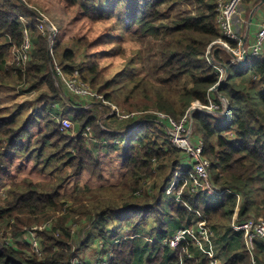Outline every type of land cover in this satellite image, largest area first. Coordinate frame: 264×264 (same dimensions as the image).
I'll return each instance as SVG.
<instances>
[{
  "label": "trees",
  "instance_id": "1",
  "mask_svg": "<svg viewBox=\"0 0 264 264\" xmlns=\"http://www.w3.org/2000/svg\"><path fill=\"white\" fill-rule=\"evenodd\" d=\"M64 1L78 7L89 22L85 27L104 25L95 33L78 32L75 50L64 47L56 37L50 52L46 36L36 26L42 15L24 0H0V82L14 78L28 84V90H40L29 103L35 108L31 113L23 104L0 107V188L12 180V163L18 155H22L18 170L31 164L29 174L12 181L6 196L0 197L4 230L0 264H76V259L92 264L81 254L95 238L101 239L103 252L108 250L109 264H159L164 260L168 264H208L199 252L194 258L187 256L186 251L194 248L190 241L174 251L161 242L196 219L204 221L223 243L222 264H249L244 234L233 231L230 222L234 214L264 219V57L227 65L228 78L219 87V94L228 100L226 115L193 113L195 129L204 139V155L211 161L210 179L222 193L192 192L189 172L172 180L180 151L166 138L155 114L146 113L131 130L132 121L118 119L121 123L116 124L112 122L115 115L105 116L104 109L107 105L130 111L153 109L179 120L195 101L202 106H208L213 96L218 101L213 88L220 76L204 58L218 37L214 5L204 3L206 10L163 22L158 21L162 8L170 9L182 0H109L102 8L92 0ZM133 27L139 36L168 40L155 79L146 73L140 46L130 36ZM24 28L31 31L30 59L25 65H10L13 52L23 42ZM79 53L84 56L83 64L75 66ZM106 58L111 61L101 63ZM56 66L66 74L78 67L85 79L87 72L91 87H97L103 98L85 108L63 101L54 83ZM63 118L75 124L74 135L62 130ZM87 127L94 140L91 143L82 135ZM101 154L113 158L120 175L101 161ZM87 173L89 178L80 186L81 175ZM146 178L154 180L152 195L143 189ZM110 179L115 183L107 186ZM171 182L181 192L180 197L170 193L167 202ZM109 187L114 192L102 199L100 194ZM83 218L92 229L76 247L68 222ZM42 222H48L50 230L35 229L41 257H27L26 244L11 245L4 239ZM262 248L257 243L256 253L262 254ZM144 252L153 255L146 262L137 258Z\"/></svg>",
  "mask_w": 264,
  "mask_h": 264
},
{
  "label": "built area",
  "instance_id": "2",
  "mask_svg": "<svg viewBox=\"0 0 264 264\" xmlns=\"http://www.w3.org/2000/svg\"><path fill=\"white\" fill-rule=\"evenodd\" d=\"M244 1L245 0H215L214 2L216 11L214 25L217 29L218 37L213 41L212 45L207 48L204 58L209 63L214 64L213 62L216 61L214 57L216 51L219 54L222 52L227 54V59L223 56H219V60L221 62H218L217 65L214 66L216 73L220 76L219 83L213 88V93L217 97L218 101L214 96L210 98L211 100L208 106H202L199 101H195L192 103V108L188 110L179 120L173 119L162 112L154 113L166 129L167 138L172 146L180 151L181 159L180 164L177 167L180 169V172H178L180 176L176 177L177 180L182 178L185 172H189L192 179L190 183L191 191L195 192L200 190L209 196L219 195L222 191L217 185L213 184L210 179L209 169L211 167V161L204 155V139L196 131V129H194L195 124L193 121V113L200 112L201 115L224 114L229 105L226 98L221 96L218 90L220 84L228 78V72L225 65H232L235 63L244 65L252 59H261L264 57V13L259 19L257 29L254 33V38L249 44L246 45L245 43L246 37L244 36V32L242 33L237 29L236 17H238L240 5ZM94 2L95 6L98 7H105L109 4V0H94ZM239 21H241L240 17ZM241 23L243 24L244 21H241ZM36 26L40 32L46 36L48 48L51 52L56 34L55 29L53 26H50L49 22L43 16L38 18ZM32 47L31 31L29 28H24L23 42L20 47L13 52L9 64L17 66L22 63L25 65L30 59ZM240 61L245 62L241 63ZM55 69L56 73L59 74L61 69L58 66H56ZM58 79L61 83H63V86H65L70 94L76 96L77 104L73 105L75 108L88 107L94 102V100L101 98L97 95V92L92 89L91 85L85 81V78H83L80 74L78 68H75L73 72L66 74L65 77L61 75V78L58 77ZM130 118L134 123L131 130H134L140 125V121L138 119L139 117L134 118L131 115L124 113L118 117V119H123L125 121H128ZM71 123L72 122L69 118L61 119L62 130L69 131ZM88 131L89 129L86 128L82 135L85 139L92 140ZM172 185L174 187L172 188V193L176 197H180L181 189L176 190L174 182ZM3 188L4 191L3 195H0L1 198L6 196L8 189L7 186H3ZM37 228L40 230L43 228L50 230V224L45 222V224L39 227L33 226L32 229L19 235L22 239H25V242L28 243L27 245L30 246V253L29 256L26 255L27 257H31L33 255L41 257L42 255L41 241L35 232V229ZM230 228L235 232H243L246 240V247L251 253L249 257V264H264V220L253 216L239 218L236 214H234ZM1 235H4L3 229L2 232H0V236ZM215 239L216 237L214 235V231L204 221L196 219L189 226L173 230L164 239H162L161 242L164 246L168 247V249L174 251L183 242L190 241L194 248L192 251H186L189 258H194L196 253L199 252L207 257L208 264H222L223 261L220 259L219 253L213 246ZM5 240L11 245L16 244L13 242V240H15V236H12L11 234H7L5 236ZM257 243H261L263 245L262 254L260 255L256 253ZM93 246H97V250L99 248L102 249V244L101 247H99L98 244L95 245V242H93ZM108 255V253L99 255L94 261H92V264H109Z\"/></svg>",
  "mask_w": 264,
  "mask_h": 264
},
{
  "label": "rangeland",
  "instance_id": "3",
  "mask_svg": "<svg viewBox=\"0 0 264 264\" xmlns=\"http://www.w3.org/2000/svg\"><path fill=\"white\" fill-rule=\"evenodd\" d=\"M24 1L29 5V7L31 9H33L34 11H36L37 13L42 15L49 22L51 27L53 26V28L56 31L54 38L57 37V39L61 41V43L64 47H72L73 46V50H75V47H74L75 42H76V36L75 35H78V32L83 33L84 31L89 30V32L95 33V32L100 31L104 25L103 23H100V24H92L90 27H85V25L89 24V22L86 20V18H84L83 16L80 15V13H79L80 10L78 9V7L77 6H67V4L65 3L64 0H24ZM92 1H93V5H95L94 0H92ZM248 1L249 0H245L244 2H242V4L240 5V8H239L240 11H241V8L244 11L243 19H244L245 23L247 22V17L251 14V9H248V7L250 5H252V8H253L254 6L257 5V4H255L256 3L255 0L252 1V4L249 3ZM214 2H215V0H184V1L182 0V1H178L170 9L163 7L162 8L163 16L158 21L168 22V21L180 18L181 16L188 14V13L194 14V13L201 12L203 10H206V5H205L206 3L207 4H214ZM256 10L257 9L254 10V13L256 12ZM74 18H76V21H74ZM135 29H136L135 27L132 28V30L130 31V36L132 39L136 40L138 42V45L140 46L141 55H142L141 56L142 57V63H143V66L145 68L146 73L148 74V76L151 79H155L159 73L157 70V66L160 63L161 50L168 43V40H160V39L156 40V39L151 38L149 35L139 36L138 34H136ZM219 56H220V54L216 51L215 56H214L216 61L213 62L215 64L214 66H216L218 62H221L219 60ZM222 56L227 59L226 53L222 52ZM83 59H84L83 54L79 53L75 57L74 65L75 66L80 65V64L82 65ZM109 61H111V58H106V59H102L101 63H108ZM227 65H225L226 68H227ZM239 67H241V66L237 65V68H239ZM76 68H78V67H76ZM128 68H130V67H128ZM114 71H116V69ZM227 72H228V68H227ZM54 75L56 76L54 83H55L56 87L59 89V94H60L61 99L63 101H67V102L74 101L77 103L76 96H74L73 94H70V92L65 88V86H63V83H61V81L58 79V77L61 78V75L63 77H65L66 74L60 70L59 74H57L55 72ZM84 75L86 77L85 81H87L90 85H92L90 83L89 76H88L87 72L84 71ZM102 77L104 79H107L108 76H106L105 71L102 72ZM28 86H29L28 84H24V85L19 84L18 82L15 81L14 78H12V79L6 78L3 82H0V107H11L12 108L17 104H23V105L27 106L28 113H31L33 111V109H35V108L34 107L32 108V105H30L29 103H32L37 98L40 90L39 89L28 90ZM93 88L92 89L95 91L98 89L97 87H96L97 89L95 87H93ZM97 95L99 97L103 98V96L100 93L99 94L97 93ZM94 102H97V101H94ZM53 105L57 106L56 103H54ZM35 107L37 108L38 106H35ZM106 107H105V109L102 108V110L103 109L105 110L104 115L105 116L115 115L113 117V120H112V122H115V123L116 122L121 123V120H118V117H119V115H122L123 113L129 114L134 118L139 117L138 119H140L146 113L154 114L157 112V111H153V109L149 110V111H140V110L130 111V110H127L126 108H123L122 106L116 107L113 105H109V106L107 105ZM128 121H131V118L128 119ZM59 122H60V120H59ZM71 122L72 123L69 127L70 128L69 131H65V132H67L70 135H74L75 134V127H74L75 124L73 123V121H71ZM87 128L89 129V127H87ZM162 129H163V131L166 132V129L164 127H162ZM166 138H167V135H166ZM86 141L88 143L89 142L91 143L94 140L86 139ZM179 156L181 159V155H179ZM99 157H100L101 161H103L111 171L115 172L116 175H120L121 169L116 166V164L114 163L113 158L111 156H106L104 154H101ZM21 161H22V155L20 154L17 156V158L12 163V176L10 178L12 180H9L8 183L5 184L7 187H9V184H11L12 181H14V180L18 181V180L22 179L23 175L25 173L29 174V171H30L29 167L31 164L30 165L28 164V166L26 168H23L22 170L17 169V167L19 166ZM178 172H180V169H178L176 167V169L172 173V180L173 181H176L177 180L176 177L180 176V174ZM88 178H89L88 173L82 174L80 177V181L78 182L79 185L80 186L83 185V183ZM114 183H115L114 180L110 179L109 181H107L106 185L112 186ZM152 183L154 184V180L152 178L151 179L146 178V181H145L144 186H143V189L148 191V193L150 195L153 194ZM171 185H172V182L167 186V192H169V193H167V197L165 198V200L167 202L170 200L169 197L172 196L171 195L172 194V188H174L173 185H172V187H171ZM113 188L114 187L106 188V190H104L103 193L100 194V197L102 199L107 198V195L109 193L112 194L114 192ZM96 189L97 188H95V190ZM84 190H87V189L84 188ZM3 191H4V188L1 187L0 188V195H3ZM66 207H67V204H64L63 209H65ZM255 218H257V217H255ZM194 219H196V217ZM258 219H262V218H258ZM86 223H87V219H85V218L78 221V223H76L74 220H69V222H68V226H69L71 233H72L73 241L77 245L76 247H79L81 240H83L84 237H86V235L92 229L89 226V224L86 225ZM43 224H45V222L41 223V225H43ZM230 225H231V222H230ZM2 229H3V227H2V225H0V232H2ZM4 239H5V237H4ZM19 241H22V242H19ZM92 241L95 242V245L98 244V246L101 247L102 241L100 238H95ZM13 242L22 243V244H26V245L28 244L25 242V239H22L19 235H15V240H13ZM213 246H214L215 250L219 253L220 259L223 261L225 255L220 252V249L223 246V243L220 240L217 241V239H215ZM29 247L30 246H28V245H27V247H25V255H27V256H29V253H30ZM106 249H108V247ZM83 251H81V252H83L81 254V257L86 258V262L94 261L95 258L98 257L99 255H104L107 253L109 254L108 250H106L107 253H102L103 251L100 248L97 250V246H93V243H91L90 247L85 248ZM151 253L150 252H148V253L144 252L142 255H138L137 258H140L146 262V260L149 256H153V255H151ZM250 255H251V253H250ZM83 261H84V259H76L77 264L83 263ZM159 264H168V263L166 260H164Z\"/></svg>",
  "mask_w": 264,
  "mask_h": 264
},
{
  "label": "crops",
  "instance_id": "4",
  "mask_svg": "<svg viewBox=\"0 0 264 264\" xmlns=\"http://www.w3.org/2000/svg\"><path fill=\"white\" fill-rule=\"evenodd\" d=\"M252 1L254 0H249L248 2L252 4ZM257 1V0H255ZM214 5V4H213ZM248 9H251V14L247 17V22L245 23L243 17H244V11L241 8V11L239 10V15L236 17V24H237V29L241 31L242 33L244 32V36L246 37V45L249 44L252 39L254 38V33L257 29V24L259 22V18L261 15L264 13V0H260L259 3L252 8V5L248 7ZM256 12L254 13V10ZM246 10V9H245ZM254 13V14H253ZM239 17L241 21H244L242 24L241 21H239ZM241 26V29H240ZM222 56V53L220 54Z\"/></svg>",
  "mask_w": 264,
  "mask_h": 264
},
{
  "label": "water",
  "instance_id": "5",
  "mask_svg": "<svg viewBox=\"0 0 264 264\" xmlns=\"http://www.w3.org/2000/svg\"><path fill=\"white\" fill-rule=\"evenodd\" d=\"M245 59V58H244ZM241 62V61H240ZM245 61H242L241 63H244ZM227 69V68H226ZM226 101H227V103H228V100L226 99ZM227 112H228V108L226 109V111H225V113H224V115H226L227 114Z\"/></svg>",
  "mask_w": 264,
  "mask_h": 264
}]
</instances>
